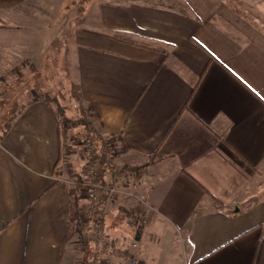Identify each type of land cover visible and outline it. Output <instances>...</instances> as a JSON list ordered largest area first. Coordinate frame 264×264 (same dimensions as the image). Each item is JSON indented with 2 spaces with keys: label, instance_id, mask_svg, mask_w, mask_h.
Segmentation results:
<instances>
[{
  "label": "crops",
  "instance_id": "crops-1",
  "mask_svg": "<svg viewBox=\"0 0 264 264\" xmlns=\"http://www.w3.org/2000/svg\"><path fill=\"white\" fill-rule=\"evenodd\" d=\"M80 3L70 80L151 174L163 235L183 231L186 264H264V23L229 0Z\"/></svg>",
  "mask_w": 264,
  "mask_h": 264
},
{
  "label": "rangeland",
  "instance_id": "rangeland-1",
  "mask_svg": "<svg viewBox=\"0 0 264 264\" xmlns=\"http://www.w3.org/2000/svg\"><path fill=\"white\" fill-rule=\"evenodd\" d=\"M229 1L264 23V0ZM78 5L0 1V131L17 111L0 140V264H186L183 231L163 235L169 222L146 200L151 174H129L134 159L93 112V145L83 127L63 129L88 104L67 71L79 50L66 45Z\"/></svg>",
  "mask_w": 264,
  "mask_h": 264
},
{
  "label": "trees",
  "instance_id": "trees-1",
  "mask_svg": "<svg viewBox=\"0 0 264 264\" xmlns=\"http://www.w3.org/2000/svg\"><path fill=\"white\" fill-rule=\"evenodd\" d=\"M73 91H75V90H73ZM0 94H1V92H0ZM75 95H76L75 97H77V94H75ZM55 103L57 105V109H58V112H59L60 116L64 118V113H63V110H62L61 106L59 105V102L57 100H55ZM25 106H20V109L19 108L17 109V110H19L18 112L23 111V109L25 108ZM79 111H80L79 118H76V119H66L65 120V123L66 124L63 125V129L66 130L70 126L71 127H83L84 128V139L87 140V141L89 140L90 141L89 143L91 145H93L92 143H94V140L90 138V133L92 131H91V126H90V121L91 120H90V118L88 116V112L89 111L93 112L95 114V116H96V119H97L95 107L92 104H88L86 107H83L81 105L79 107ZM16 112L13 113V114H11V115H9V113H7V117L5 118L4 122L2 123V130L0 131V140L4 136V134L7 133L10 130L11 124H12L14 118H15ZM73 191L74 190L66 191V195L70 198V208L72 210L71 217L69 218L70 221L68 222V227H70V228H72L71 221L73 219V216H75V215L78 214V211H77V206H78L77 203L78 202H77L76 198L73 195ZM67 236L65 238L66 241L68 239ZM65 239H64V241H65ZM62 246H63V244L61 245V247ZM61 247H60V250H61Z\"/></svg>",
  "mask_w": 264,
  "mask_h": 264
}]
</instances>
